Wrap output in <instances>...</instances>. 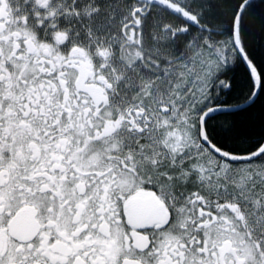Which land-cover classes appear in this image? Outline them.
I'll return each instance as SVG.
<instances>
[{"label":"snow or ice","instance_id":"6c2138e0","mask_svg":"<svg viewBox=\"0 0 264 264\" xmlns=\"http://www.w3.org/2000/svg\"><path fill=\"white\" fill-rule=\"evenodd\" d=\"M0 264H264V0H0Z\"/></svg>","mask_w":264,"mask_h":264},{"label":"trees","instance_id":"16d2710c","mask_svg":"<svg viewBox=\"0 0 264 264\" xmlns=\"http://www.w3.org/2000/svg\"><path fill=\"white\" fill-rule=\"evenodd\" d=\"M244 101V97H239L237 99L232 100V103H236V104H241ZM244 110L240 113V118L241 119H247L250 118L251 116H256L258 114V110H259V104H257L256 106L252 107V108H248L247 106L243 108Z\"/></svg>","mask_w":264,"mask_h":264},{"label":"water","instance_id":"95a60500","mask_svg":"<svg viewBox=\"0 0 264 264\" xmlns=\"http://www.w3.org/2000/svg\"><path fill=\"white\" fill-rule=\"evenodd\" d=\"M240 105L242 108L246 107L247 105H245L244 103L238 104Z\"/></svg>","mask_w":264,"mask_h":264}]
</instances>
